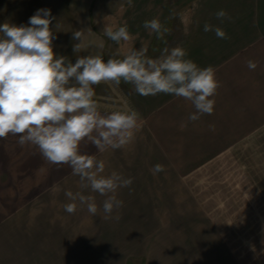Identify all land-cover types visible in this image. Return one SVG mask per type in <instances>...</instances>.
<instances>
[{"label": "crops", "instance_id": "1", "mask_svg": "<svg viewBox=\"0 0 264 264\" xmlns=\"http://www.w3.org/2000/svg\"><path fill=\"white\" fill-rule=\"evenodd\" d=\"M84 3L91 8L94 0ZM183 3L188 5L186 14L165 9L155 15L167 31L160 38L153 34L147 54L156 58L165 47L181 46L199 66H214L221 82L214 113L181 128L194 111L191 102L164 94L140 96L122 82L121 96L106 106L97 105L101 113L138 111L141 119L134 140L103 154L88 139L80 145L82 153L104 160L105 175L115 170L133 178L131 191L118 190L123 207L113 216L119 219H104L102 212L91 215V227L102 232L91 233L90 252H84L82 236L68 239L65 227L61 230L51 217L47 221L48 212L46 217L38 213L35 230L29 228L27 237L14 239L0 264H98L99 251L106 264H264V0L171 2L177 10ZM89 9L86 14L79 9L75 19L106 20ZM220 9L232 20L221 24L215 17ZM145 20L140 19L139 26ZM205 22L222 27L230 38L204 32ZM72 45H64L60 54L73 53ZM92 47V38L83 39L72 62L76 55L100 54ZM118 53L117 58L125 56ZM250 59L258 62L255 70L246 66ZM17 140L11 134L0 139V182H46L43 186L48 188L39 190L58 197L79 190V178L68 165L50 164L37 148L21 147ZM157 163L165 171L154 176L149 168ZM96 200L99 204L103 197L97 195ZM76 213L75 224L82 222ZM100 238L109 242L96 250Z\"/></svg>", "mask_w": 264, "mask_h": 264}, {"label": "clouds", "instance_id": "2", "mask_svg": "<svg viewBox=\"0 0 264 264\" xmlns=\"http://www.w3.org/2000/svg\"><path fill=\"white\" fill-rule=\"evenodd\" d=\"M215 17L221 24L232 20L224 9ZM55 19L51 9L41 8L27 24H0V139L18 136L21 147L34 146L46 162L71 168L72 175L79 178V190L65 192L70 201L64 205L68 214L86 207L93 216L102 212L104 219H119L118 214L113 216L123 207L118 190L131 191L133 178L115 170L105 175L104 160L82 153L80 145L88 139L100 154L125 148L135 138L141 114L134 109L101 113L94 99L95 86L123 82L140 96L183 98L194 108L181 123L186 128L214 113L221 82L214 66H199L181 46L165 47L156 58L148 56V47L141 45L123 58L110 56L105 61L99 53L76 55L73 63L54 51ZM142 26L157 38L167 31L158 18L145 20ZM203 31L213 32L218 39L230 38L222 27L209 22L204 23ZM103 32L117 45L131 38L127 25L115 30L105 26ZM84 34L85 29L72 32L74 54L81 51ZM246 66L255 70L258 62L250 59ZM209 129L215 131V125L210 124ZM164 171L160 163L149 168L154 176ZM97 195L103 197L99 204Z\"/></svg>", "mask_w": 264, "mask_h": 264}, {"label": "rangeland", "instance_id": "3", "mask_svg": "<svg viewBox=\"0 0 264 264\" xmlns=\"http://www.w3.org/2000/svg\"><path fill=\"white\" fill-rule=\"evenodd\" d=\"M61 1L62 0H0V24L6 21L17 25L27 24L29 17H31L36 10L49 8L51 9L52 15L56 18L53 21V28L57 38L53 41V44L55 46L54 51L58 55L67 56L71 60L74 59V53L60 54V50L64 45L73 44L71 39L73 31L76 29H85L83 39L89 40L92 38L100 54H104L109 58L110 56L117 57L118 51L126 55L131 46L133 48H139L141 45H146L150 50V40L154 37L153 34L149 35L147 30L139 26L142 23L140 19L144 17L147 20L156 18L155 15L165 11V9L173 11L174 13L179 12L180 14H186L188 12L186 9L188 5L183 3L177 10L176 6L171 4L172 0H162V3H159V1L156 3V0H131V2L130 0H94V4L91 8L84 3L88 0H67V4H62ZM189 5L193 6V4ZM79 9L83 10L84 14H86V10L89 9V11L96 14L97 17L101 16L106 20H76V12H81ZM56 24L57 27L55 28ZM123 25H127L129 29L131 36L129 41H121V43L117 45L104 35L103 28L105 26L115 30ZM95 47H92L93 50ZM119 89V86L115 84L102 83L99 86H95L96 96L94 99L98 105L106 106L108 100L113 101V98L121 96L122 92L119 91ZM44 183L46 182H0V238L3 241L2 246H0V256L1 254L9 255L11 246L14 244V239L20 240V238L27 237L28 230H30L29 228H31L32 232L35 230L34 220L38 213L40 215L39 217L43 215L46 217V212H48L47 221L51 217L52 222L56 223L57 226H61V230L65 227L69 233L67 235L68 239L70 236V239L73 241L75 236H82L84 252H90L91 246L87 242L90 239L91 233L95 232L96 234H101V229L91 227V214L87 212L86 207H78L77 211L82 215V222L78 221L77 224H75L76 222L74 223V219L76 220L78 214L76 212L74 214H68L64 210V205L70 202L67 197L44 195V191L39 190V188H48L47 185L43 186ZM59 183L60 182H56L55 184L58 185ZM52 186H50V190L51 188L53 189ZM34 192L37 195L33 196ZM45 192L50 191L48 190ZM44 210L46 211L44 212ZM258 216H261V212L258 213ZM247 218H249V216H247ZM65 222L66 224H64ZM92 229L94 230L92 231ZM99 241L100 243L95 246L96 250L100 249L102 246H107L108 243L106 241L109 242V239L100 238ZM117 242L119 245L123 246L121 238H118ZM22 244L19 246H22ZM95 247H93V249ZM99 253L101 256L103 252L99 251ZM100 256L97 263L106 264L105 259L103 260ZM7 263H10V259Z\"/></svg>", "mask_w": 264, "mask_h": 264}, {"label": "water", "instance_id": "4", "mask_svg": "<svg viewBox=\"0 0 264 264\" xmlns=\"http://www.w3.org/2000/svg\"><path fill=\"white\" fill-rule=\"evenodd\" d=\"M104 60H106V57L103 55Z\"/></svg>", "mask_w": 264, "mask_h": 264}]
</instances>
